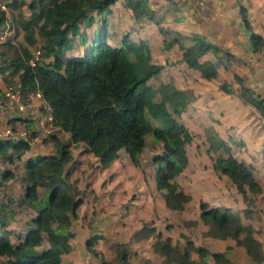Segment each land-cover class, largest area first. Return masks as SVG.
I'll return each instance as SVG.
<instances>
[{"label": "crops", "instance_id": "obj_1", "mask_svg": "<svg viewBox=\"0 0 264 264\" xmlns=\"http://www.w3.org/2000/svg\"><path fill=\"white\" fill-rule=\"evenodd\" d=\"M30 1L0 0V6L4 5L3 10L6 11V21L0 25V30H9L0 58V91L7 84H13L22 91L20 84L22 70L15 69L11 63L17 57L23 58L22 42L25 41L24 36L23 40L20 39L19 29L21 28L17 25L15 11L20 10L24 13L22 9ZM144 1L148 10L132 9L124 3V0H116L108 6L105 12L91 10L87 16L79 20V31L76 34L78 44L70 40L68 45L62 49L64 54L62 59L58 58L59 60L52 58V53L55 52L48 48L42 60L49 62L48 60L52 58V61L54 59L57 66L62 68L69 58L81 57L88 52L95 41L96 34L102 31L106 33V42L114 47L122 45L124 35L131 37L130 40L136 43L143 42L147 46L148 59L151 63L161 65L168 57L174 59L170 64L168 80L163 82L160 79L158 84V88H162V84L169 85V93L162 95L161 98L159 95L160 100L157 102L160 105L164 102L172 105L175 118L171 119L185 125L194 137L204 135L206 130V128L197 130L196 122L208 121L211 113L217 122L223 114L229 126L233 124L234 127L239 128L238 133L241 128L248 130V134H245L243 130L239 138L247 143L250 157L259 159V154L264 152V129L256 123L252 126L247 125L253 121L250 116L246 124H241L240 118L245 120L244 116H241V111H244L245 106L237 100L235 94L225 91L229 101L222 103L219 95H223V92L217 86H213L214 88L210 90L206 85V82H212L213 78L202 77L199 70L186 63L183 53L184 47L192 45L195 39L212 44L211 49L200 55L199 61L210 60L216 63L217 74L220 70L219 64L234 63L237 67L234 72L242 83V86L239 84L238 87L250 88L264 98V49L262 52L252 51L249 31L243 24L240 12L241 8L245 9L251 30L264 38V0H202L210 8V17L207 21H199L195 17L194 3L196 0ZM121 4L123 7H120ZM29 13L30 9L28 15ZM147 13L156 16L157 20L149 19L150 16ZM22 17L28 18V16ZM159 25L163 26L170 35L171 44L169 46L164 45L163 38L158 35L161 28ZM177 51L181 54L177 55ZM163 68L162 66L160 72L152 77L159 79ZM193 70L199 73L197 74L198 80H194L197 76L186 74L193 73ZM148 80L146 81L147 86ZM231 87L235 91L236 86L231 84ZM22 93L29 97L31 91H22ZM32 100L36 105L40 103L37 97ZM208 104L212 106L208 107ZM236 117V121L233 122L232 119ZM26 121L27 123L22 120L15 109L0 110V123H9L16 128L35 127L34 120ZM214 126L217 131V125ZM52 135L69 143L72 159L64 164V172L65 174L71 172L75 182L73 183L78 188L82 200L76 209V218L71 219L68 224L55 223L56 225H53L58 232L69 235L70 246L67 252L61 254L62 264H101L103 260L111 262L116 257L117 245L122 246L127 252L129 264H149V261L152 262L151 264H169L164 255L157 253L153 248L157 239L170 237L172 245L182 250L185 245L181 243L179 236L191 234L196 226L213 237H219V234L224 235L218 232H207L209 226L201 220L200 208L196 213H187V207L195 201L198 203L204 201L211 207L222 206L220 203H212L202 197L203 183L195 182L200 184V187L196 188L193 185L195 178H190L186 183L182 182L183 172L190 163L189 159L186 166L174 177L179 189L190 196L188 200L181 202L182 208L178 209L175 207L174 196L158 188L156 171L152 174V172L146 173L138 169L124 148L118 151V156L108 165L101 166L98 158L85 147L83 142H72L70 133L57 127L51 135L36 138L28 143L29 148L26 151L28 155L32 157L54 153ZM247 135L248 138H246ZM188 143L184 145V149ZM143 151L144 148L138 156L139 161ZM241 160L249 164L244 158ZM249 165L253 167L252 172L255 179L261 184L254 165ZM213 171L217 173V176L218 172L214 169ZM148 173L150 174L147 175ZM184 175L186 178L187 175ZM151 227L155 228L153 233L139 235L142 230L146 228L148 230ZM90 238L95 239L92 247L99 256L93 255L88 249L86 243ZM178 239L181 241L179 242ZM220 241L222 242L218 243L215 248L209 247L207 243L204 246L211 253L222 252L226 243L223 239ZM191 251L190 257L195 264H220L211 256L202 260ZM154 254L157 256V262L153 260ZM232 260L230 258L229 261L233 262Z\"/></svg>", "mask_w": 264, "mask_h": 264}, {"label": "trees", "instance_id": "obj_2", "mask_svg": "<svg viewBox=\"0 0 264 264\" xmlns=\"http://www.w3.org/2000/svg\"><path fill=\"white\" fill-rule=\"evenodd\" d=\"M115 1L31 0L28 4L29 17H20L18 23L24 31L28 47L22 48L23 58L17 57L11 63L15 69L22 70V91L39 90L51 106L54 124L70 133L72 142H83L98 158L101 166H106L114 160L121 148L125 149L130 160L138 166V156L145 146L146 135L152 133L153 137L162 143L163 148V153L154 158L158 188L165 193H172L175 207L180 209L181 202L188 200L190 196L179 189L174 177L187 164L184 145L192 136L186 126L175 119H170V124L165 127L154 126L146 115L145 104L154 94V90L146 85V81L157 75L162 65L149 61L145 43H135L124 35L122 45L114 47L106 42V33L102 31L98 32L88 52L81 57L69 58L62 68L57 66L55 60H41L34 66L29 63L30 48L35 47L38 37L44 47L56 49V59H62V49L68 45L71 35H76L79 31V20L91 10L105 12ZM124 1L132 9L148 10L144 0ZM240 12L243 24L249 31L252 51L262 52L264 38L251 30L245 9L241 8ZM5 21L6 11L0 7V25ZM165 44L169 46L171 43ZM212 47V44L197 39L192 45L184 47L183 59L190 67L199 70L205 79L216 77V66L209 60L199 61V57ZM164 86L169 87L165 84L161 87ZM221 88L227 93H233L225 82ZM242 90L251 91L246 87H242ZM254 105L264 117V98L257 96ZM149 108L163 122L165 115L160 110L159 103L153 102ZM51 137L55 145L54 153L35 155L26 161L29 173L26 176L24 198L36 211V215L31 219L32 226L19 237L20 240L16 244H13L7 235L0 234V264H62L61 254L69 250V235L55 230L53 223L64 225L76 218V209L82 200L76 197L75 189L65 179L64 164L72 159L69 143L55 135ZM9 147L16 151L29 148L28 143L24 141L10 143L0 140V153L8 154ZM212 167L216 172L230 177L247 204L251 203L252 195H249V191L261 189L253 175L252 167L237 159L228 149L225 154L213 158ZM11 176L9 170L0 172V186L2 181ZM39 186H46V199H40L37 195ZM77 193L79 194V191ZM262 198L264 199V196ZM199 208L201 220L211 231L235 234L243 231L238 214L230 207H211L200 201ZM249 211L245 210L246 213ZM154 231V227L148 230L146 228L139 235ZM44 239L48 247L37 249ZM94 240L90 238L86 244L93 255L99 256L92 247ZM240 242L246 246L251 256L256 257L254 250L258 248L259 242L244 239ZM194 247L193 243L188 241L180 250L172 245L170 237L157 239L153 244L154 250L164 255L169 264H195L190 257V251ZM116 250L117 264H129L125 249L117 245ZM197 250L202 260L211 256L220 264L229 263L226 251L211 253L203 247H197ZM262 259L260 256L256 260ZM101 264L112 263L103 260Z\"/></svg>", "mask_w": 264, "mask_h": 264}, {"label": "rangeland", "instance_id": "obj_3", "mask_svg": "<svg viewBox=\"0 0 264 264\" xmlns=\"http://www.w3.org/2000/svg\"><path fill=\"white\" fill-rule=\"evenodd\" d=\"M120 7H123V5L121 4ZM22 10L24 13H21L20 10L15 11V14L17 16V25L20 21V15L21 17H29L30 15V13L28 15V4H26V7ZM89 13L90 11L87 12L86 16ZM148 15L150 16L149 19L157 20L156 16L151 14ZM158 35L163 38L164 45L166 42L171 41L170 35H168V32L165 31V28L163 26H161V28L159 29ZM19 36L20 39L22 38L23 40L24 31L22 29H19ZM97 36L98 33L96 34V38ZM128 38L130 39L131 37ZM38 39L39 40L37 41V44L33 48H41L44 55V53L48 51V48L50 47H44L43 42L40 41L39 37ZM71 40L74 42V44H78L76 35H71ZM22 43L23 47L28 46L27 42L23 41ZM55 51L56 49L52 52ZM12 52L14 53V51ZM180 54L181 52L177 51V55ZM52 55V58H55V53H52ZM52 58H50L48 61H52ZM172 60L174 59H170L168 57L166 58L165 62L161 64L164 67V70L159 79L157 77H151V79L148 80V87L152 90L155 89L154 93L156 92V94H153L154 96L151 99L147 100L145 104V112L154 126L165 127L166 125L170 124L171 118H175V115L173 114L175 111L172 110V105L168 102L161 103V105L159 104L160 110L165 115L163 122H161L158 116L155 115L149 108L150 104H152L153 102L157 103L162 95H168L169 93V87L164 86L162 88H158V84L160 79L163 82L165 80H168V77L170 76L169 71L171 69L170 64L173 62ZM214 64L217 71V64ZM219 65L220 70L218 71V74L216 73V77H214L215 79L213 78L212 82H206V85L209 86L210 90L214 88L213 86H217L223 92V95H219V99L222 103H228L229 97H227V92L225 93L224 90H222L221 85L225 82L230 86L232 90L233 88L231 87V84L236 86L235 91L233 90V94H235L234 96L238 98L237 100H239L245 106L244 111H241V116H244L245 120L240 118L241 124H246V122L248 121V117L250 116V119L253 121L251 122V124L249 122L247 125L252 126L253 123H256L258 126H261V128L264 129V117L254 105L256 97L259 95L253 92V90L243 91L242 87H238V85H241L242 83L240 82L239 77H236L234 70L237 67L234 63H223ZM223 65L224 69L222 68ZM186 74L188 76L195 75L197 77H194V80H198L197 74L199 73L196 70H193V73ZM158 96L160 98H158ZM211 106L212 105L208 104V107ZM209 117L210 118L208 119V121L196 122L197 130H204L206 128L205 134H202V136H192L191 142L189 141V143L185 147L186 156L187 159H189L190 163L188 164L187 169H185L183 172L182 182L185 181L186 183L190 178H195V180L193 181L194 183H203L202 191L204 193L202 197L207 198V200L212 203L222 204L221 207H230L233 212L238 214L240 222L243 226V231L240 234H235L234 232L222 233L224 235L219 234V237H222L219 238L218 236L213 237V235L207 234L199 226H196V228L192 229L191 234L189 233V235L183 237L179 236L182 241L179 239L178 241H181V243L184 245H186L188 241H191L195 246L191 251L192 254H194L195 256H199L197 247H203L207 243L209 247L215 248L218 243L222 242L220 240L223 239L226 243V247L223 251H226L227 257L233 259V262L229 261V263L226 264H264V199L262 198V196H264V152H261L259 154V159H252L250 157L249 147L247 143L244 142L243 139L239 138L242 134V131L244 130L243 128H241L240 133H238L239 128L234 127L233 124L229 126V124L225 122V115L223 114L221 116V119L219 118L217 122L213 118L212 113L209 115ZM236 119L237 117L232 119L233 122H235ZM214 125H217V131L214 129ZM244 132L245 134H248L247 129L244 130ZM246 138H248V135ZM145 143L146 144L144 147V151L140 157L139 165L137 166V168L142 170L143 172H152V174H154L157 168L156 163L154 162V158L163 153L162 143L160 141H157L153 137L152 133H148L146 135ZM226 149H228V151L231 152V154H233L237 159L241 160L244 158L249 164H253L255 172L258 174V177L261 180L260 190L254 189L249 191V195H252L250 196L251 203L249 204L243 201L242 196L237 191L234 183L231 181L228 175L218 173L217 176L219 177H217V173L215 174L212 169L213 158H215L217 155L225 154ZM26 151L27 150L16 151L14 148L9 147L7 150L8 154L3 155L2 153H0V172L9 170L12 173V176L9 179L2 181V185L0 186V234L7 235V237L13 244L18 243L20 240L19 237L23 235L30 226H32L31 219L36 215L35 210L31 206H29L27 200L24 198V188L27 183L26 176L29 173V170L26 167V161L30 157V155H28ZM149 174L150 173H148L147 175ZM184 174L187 175L186 178ZM65 179L68 181L70 186L75 189L76 197L80 198V195L77 193L78 188L74 184L75 182L73 180V177L71 176L70 171L68 173L66 172ZM193 185H195L196 188L200 187V184L198 183H195ZM46 190V186L38 187L36 192L40 199H46ZM207 193L209 195H207ZM167 194H171L172 196V193H169V191ZM198 208L199 203L197 201L190 203V205L187 207V213H196ZM245 210L250 211L249 213H246ZM53 225L55 226L56 224L53 223ZM207 232L214 233L216 231H211L209 227ZM243 239L245 241L255 240L256 242H259L258 248L256 247V249L254 250V255L257 258L262 256V260L258 261L256 260V257L249 254L246 246L242 242H240ZM47 247L48 243L46 239H44L42 244L36 248L41 250ZM203 248H205V246ZM156 257L157 256L154 254V262H157ZM115 258L116 257L111 260L112 264H117V259L115 261ZM151 263L152 262L149 261V264Z\"/></svg>", "mask_w": 264, "mask_h": 264}, {"label": "built area", "instance_id": "obj_4", "mask_svg": "<svg viewBox=\"0 0 264 264\" xmlns=\"http://www.w3.org/2000/svg\"><path fill=\"white\" fill-rule=\"evenodd\" d=\"M5 9L4 5L0 6ZM195 17L199 21H207L210 17V8L202 0H196L194 3ZM9 30H0V58L2 57V46L7 42ZM43 59V51L41 48L31 49V58L29 63L34 66ZM37 97L40 103L36 105L32 98ZM15 109L24 122L31 119L34 120L35 127L16 128L9 123H0V140L18 143L24 141L32 142L36 138H42L51 135L57 128L54 124V118L51 106L43 98L39 90L31 91L25 96L22 91L13 84H7L0 91V110Z\"/></svg>", "mask_w": 264, "mask_h": 264}]
</instances>
